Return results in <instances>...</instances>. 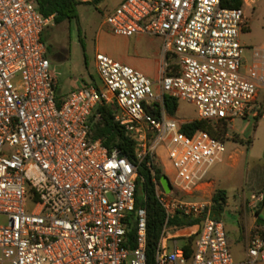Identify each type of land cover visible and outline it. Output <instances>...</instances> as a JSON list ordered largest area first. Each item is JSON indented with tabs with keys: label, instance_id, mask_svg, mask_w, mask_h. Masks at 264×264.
<instances>
[{
	"label": "built area",
	"instance_id": "1",
	"mask_svg": "<svg viewBox=\"0 0 264 264\" xmlns=\"http://www.w3.org/2000/svg\"><path fill=\"white\" fill-rule=\"evenodd\" d=\"M247 4L123 0L105 24L116 36L162 39L166 63L159 82L98 53L100 86L60 96L43 41L54 16L44 18L37 0H0V264H148V212L137 201L145 182L139 165L163 149L175 171L172 179L163 168L171 192L147 164L166 214L155 264H264V235L252 238L237 259L210 201L196 199L207 193L225 142L201 130L188 135L164 103L165 97L192 103L199 120L210 122L245 119L256 109L264 91V43L243 73ZM100 106L111 107L115 121L133 136V160L92 138ZM263 201L264 193L254 194L250 206L256 210ZM177 213L201 221L175 229ZM179 235L186 238L181 245Z\"/></svg>",
	"mask_w": 264,
	"mask_h": 264
},
{
	"label": "rangeland",
	"instance_id": "2",
	"mask_svg": "<svg viewBox=\"0 0 264 264\" xmlns=\"http://www.w3.org/2000/svg\"><path fill=\"white\" fill-rule=\"evenodd\" d=\"M121 1L105 0L97 6L82 5L79 7V24L76 21L65 22L60 25L53 24L46 29L44 35L47 45L50 46L48 58L52 72L57 78V92L60 96H67L73 90L86 85L100 86L96 66L98 53L120 61L119 55L125 49L126 40L112 33L105 24V18ZM245 10L248 26L242 32L240 41L245 48L243 58L246 61L242 72L248 73L252 67L254 49H259L264 43V0H248ZM263 113L264 91L257 100L256 109L249 117H238L230 122L227 134L221 137L227 148L225 159L216 164L209 174V178L216 182L217 188L211 184L207 193L196 195V199L210 201L213 208L212 199L216 192L221 189L228 192V204L218 218L225 224L231 241L235 242L245 236L246 230L257 216L250 206L251 200H247L244 205L243 193L246 198H250L252 193L259 195L262 193L260 191L264 190V115L256 120ZM173 118L184 123L199 120L196 106L186 101H180L178 113ZM156 160L162 169L167 167L172 171L170 177L173 179L175 171L164 149L160 150ZM259 218L264 220V212ZM259 234L264 235V232ZM178 240L181 245L186 238L180 236ZM232 250L237 258H242V247L233 245Z\"/></svg>",
	"mask_w": 264,
	"mask_h": 264
},
{
	"label": "trees",
	"instance_id": "3",
	"mask_svg": "<svg viewBox=\"0 0 264 264\" xmlns=\"http://www.w3.org/2000/svg\"><path fill=\"white\" fill-rule=\"evenodd\" d=\"M105 0H92L83 2L81 0H37L38 11L44 18L54 16V24L60 25L65 22L76 21L79 24V7L85 4L99 5ZM223 5L228 8L244 7V0H223ZM43 41L47 45V40L43 34ZM50 50V46L47 45ZM173 57H168V62L171 65ZM90 86V85H87ZM165 109L171 117H176L180 101L172 98L165 97ZM156 116L160 117L158 110H151ZM97 114L100 118L97 119ZM261 114L258 121L263 117ZM230 122L222 120L213 125L210 121L194 120L183 125V131L188 135H193L197 131L208 132L213 138L221 140V137L227 134V127ZM91 136L93 139L102 142L110 150L118 149L125 156L130 159L135 158V142L133 136L128 133L124 127L115 121L113 109L109 106H100L93 117ZM148 163L156 171V180L161 181L164 176L163 169L158 165L156 157L148 156L146 161L139 165V173L144 177L145 182L140 183L138 190V206H145L148 212V264H155V253L158 248L161 235L166 222V214L164 209L159 205L154 196V181L152 180ZM143 195L147 197V202L143 203ZM213 218L218 219L228 202V194L225 190H218L213 199ZM264 202V201H263ZM262 202V203H263ZM261 203V205H262ZM259 215V211H256ZM200 219H187L180 216L179 213L175 214L171 220V226L175 229H185L197 225ZM262 227L261 225H258ZM196 240V235L188 239V249H192V245Z\"/></svg>",
	"mask_w": 264,
	"mask_h": 264
},
{
	"label": "crops",
	"instance_id": "4",
	"mask_svg": "<svg viewBox=\"0 0 264 264\" xmlns=\"http://www.w3.org/2000/svg\"><path fill=\"white\" fill-rule=\"evenodd\" d=\"M114 9L115 8H113L112 10ZM123 38H125L126 40V46H125L124 51L121 52L119 55V59H120L119 62L141 71L143 74H146V76L148 75L149 78L152 77L153 79H155V80H152L150 78L152 81H154L155 83H158L161 77L162 68L166 63L162 39L147 36V35H136L130 38L129 37H123ZM224 159H225V156L222 162L224 161ZM165 169L166 171L169 170V168L167 167ZM210 181H211L210 185L214 184L215 187L217 188L216 182L212 179H210ZM260 192L264 193V190H261ZM252 195H254V193L251 194L250 198H246L245 194L243 193L242 199H243L244 205H246L247 200H251ZM228 199H229V196H228ZM257 210L259 211V215H257L254 218V220L250 224V227L246 230L245 236L243 238L239 239L237 242L231 241L230 234L228 232L231 245L232 246L237 245L238 247H242V256L250 240L254 238L255 236H257L260 232H264L262 231L264 229V226L263 225H261L262 227L258 226L259 225L258 221L260 220L259 216L261 215L262 212H264V202L262 203V205L260 204L258 209H256L255 211ZM237 259H241V258H237Z\"/></svg>",
	"mask_w": 264,
	"mask_h": 264
},
{
	"label": "water",
	"instance_id": "5",
	"mask_svg": "<svg viewBox=\"0 0 264 264\" xmlns=\"http://www.w3.org/2000/svg\"><path fill=\"white\" fill-rule=\"evenodd\" d=\"M161 183L163 185V187L165 188V190L167 192H171L172 191V186H171V183H170V180L167 176H163L162 179H161ZM258 224L259 225H263L264 226V220H259L258 221Z\"/></svg>",
	"mask_w": 264,
	"mask_h": 264
}]
</instances>
